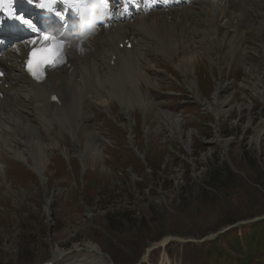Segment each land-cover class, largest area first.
I'll use <instances>...</instances> for the list:
<instances>
[{
    "label": "rangeland",
    "instance_id": "obj_1",
    "mask_svg": "<svg viewBox=\"0 0 264 264\" xmlns=\"http://www.w3.org/2000/svg\"><path fill=\"white\" fill-rule=\"evenodd\" d=\"M205 58L194 75L201 102L190 99L175 69L160 65L168 81L159 82L155 101L182 123V136L158 132L156 117L151 126L137 112L134 146L143 159L129 147L124 119L98 103L104 150L96 162L77 158L65 131L70 119L52 139L67 141L62 149L71 153L48 151L42 178L1 157L0 264H46L56 248L83 254L87 243L99 248L102 264H264V132L252 141L264 126V99L241 87L238 62L220 73ZM214 78L233 83L217 121L208 109Z\"/></svg>",
    "mask_w": 264,
    "mask_h": 264
},
{
    "label": "bare ground",
    "instance_id": "obj_2",
    "mask_svg": "<svg viewBox=\"0 0 264 264\" xmlns=\"http://www.w3.org/2000/svg\"><path fill=\"white\" fill-rule=\"evenodd\" d=\"M48 1L55 9L68 2ZM82 1L86 13L97 16V20L90 22L84 35H79L82 27L78 25L75 30L73 22L53 32L56 39L62 35L67 40L55 59L56 66L50 65L41 81L32 79L26 69L29 54L39 40L34 35L12 36L3 27L5 19L0 17V161L8 155L42 178L48 151L56 148L63 157L71 153L70 149H62L67 141L52 139L56 130L64 126L62 121L66 126L65 121L70 119L65 131L77 158L82 165L88 159L96 162L104 140L101 132L95 131L100 119L94 111L97 103L104 110V104H108L109 112L117 111V120L124 119L123 130L137 155L133 138L138 129L137 112L146 115L145 122L151 126L156 117L158 132L181 137L182 123L155 101L159 82L167 80L158 71L161 64L175 69L190 99L201 102L194 75L196 69L205 67V55L220 73L233 59L232 63L238 62L242 68L241 87L253 90L254 98L263 101L264 0H106L105 4L100 0ZM14 19L21 21L19 17ZM230 85L233 83L214 78L208 109L216 121L222 110L219 100ZM249 106H244L248 113ZM132 119L134 129L129 125ZM263 132V125L257 127L252 138L256 145ZM49 139L52 141L48 144ZM214 141L219 142V136ZM183 143L190 150L191 136ZM50 203L47 201L46 216ZM166 242L158 245L162 247ZM86 247L85 253L76 249L72 255L56 248L46 264H102L104 257L99 248L91 243Z\"/></svg>",
    "mask_w": 264,
    "mask_h": 264
},
{
    "label": "snow or ice",
    "instance_id": "obj_3",
    "mask_svg": "<svg viewBox=\"0 0 264 264\" xmlns=\"http://www.w3.org/2000/svg\"><path fill=\"white\" fill-rule=\"evenodd\" d=\"M2 2L3 0H0V3ZM100 2L102 4H105L106 0H100ZM25 22L30 23V21ZM44 40L50 41L51 45L33 50V52L31 53L32 59L29 60V70L32 72L34 78L38 80L41 78L39 69L42 68L45 64H50L53 67L56 66L55 58L60 56V52L65 44L64 40L57 41L55 37L49 35H45ZM33 64L35 65V68H33Z\"/></svg>",
    "mask_w": 264,
    "mask_h": 264
},
{
    "label": "water",
    "instance_id": "obj_4",
    "mask_svg": "<svg viewBox=\"0 0 264 264\" xmlns=\"http://www.w3.org/2000/svg\"><path fill=\"white\" fill-rule=\"evenodd\" d=\"M49 206H50V204H49ZM49 206H48V209H49ZM49 215V214H48ZM156 247H153L152 249H155ZM69 252H71V251H69ZM68 253V252H67ZM63 254H66V253H63Z\"/></svg>",
    "mask_w": 264,
    "mask_h": 264
}]
</instances>
